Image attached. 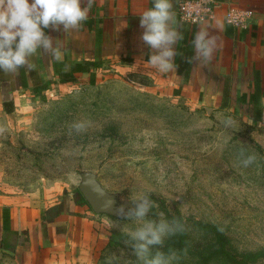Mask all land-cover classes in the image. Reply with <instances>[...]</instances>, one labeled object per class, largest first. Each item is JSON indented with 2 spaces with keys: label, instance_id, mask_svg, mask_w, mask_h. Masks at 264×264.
I'll return each mask as SVG.
<instances>
[{
  "label": "rangeland",
  "instance_id": "rangeland-1",
  "mask_svg": "<svg viewBox=\"0 0 264 264\" xmlns=\"http://www.w3.org/2000/svg\"><path fill=\"white\" fill-rule=\"evenodd\" d=\"M114 64L102 67L96 84L55 82L13 113L0 112L1 199L40 208H62L69 199L85 207L92 225L67 245L59 264H105L111 253L135 259L121 231L135 224L94 212L79 191L83 172L94 173L119 203L144 193L165 201L154 203L157 216L150 219L172 220L171 202H179L185 238L178 233L151 246L153 253L177 250L174 264H235L201 224L221 227L238 260L264 250L262 118L162 95L151 76ZM229 117L233 126L224 123ZM76 123L85 128L77 131ZM242 151L256 161L244 167Z\"/></svg>",
  "mask_w": 264,
  "mask_h": 264
},
{
  "label": "crops",
  "instance_id": "crops-1",
  "mask_svg": "<svg viewBox=\"0 0 264 264\" xmlns=\"http://www.w3.org/2000/svg\"><path fill=\"white\" fill-rule=\"evenodd\" d=\"M183 0H173L174 27L182 39L174 45L176 55L173 72L161 74L147 62L155 50L145 44L141 36L140 14L153 7V0H94L88 19L79 30L63 31L45 28L53 42L60 47L62 60L56 61L43 49L33 57L35 68L21 67L15 75L0 70V112L13 113L20 101L35 95L59 82L61 73L75 62H101L93 67L97 78L107 64L132 69L151 76L154 90L162 95H174L181 89L185 96L205 103L208 110H240L264 121V106L243 102L254 91H264V0H216L212 20L192 25L177 16V7ZM82 7L86 6L83 0ZM231 6L251 10L248 26L242 29L226 22L225 15ZM200 29L218 37L219 47L209 65L191 62L190 77L186 81L178 72V59L186 48L195 56L193 40ZM79 80H89V74H77ZM60 83V82H59ZM229 89L227 107L222 108L223 91ZM33 93V94H32ZM7 108L13 109L7 112ZM256 110L258 115H255ZM254 119V118H253ZM75 200H67L62 208L54 204L46 208L22 206L18 201L4 202L0 197V264H59L67 245L79 237L83 229L90 228L92 216Z\"/></svg>",
  "mask_w": 264,
  "mask_h": 264
},
{
  "label": "clouds",
  "instance_id": "clouds-1",
  "mask_svg": "<svg viewBox=\"0 0 264 264\" xmlns=\"http://www.w3.org/2000/svg\"><path fill=\"white\" fill-rule=\"evenodd\" d=\"M0 0V70L5 74L15 75L21 67L27 70L35 68L33 57L43 49L56 61L62 60L60 47L44 31L45 28L63 31L79 30L88 19L94 0ZM228 22H233L228 17ZM175 18L173 0H153V7L140 14V26L144 29L142 41L155 50L147 62L148 66L161 74L173 72L176 68L174 45L180 41L182 33L174 27ZM195 56L190 62L209 65L219 47L217 36L210 35L206 29H200L193 40ZM264 106V97H261ZM252 124L249 118L246 121ZM226 126H233L235 121L229 117L224 121ZM77 131L85 128L84 123H76ZM3 130V129H0ZM242 164L248 167L256 161L255 155H244L241 152ZM132 206L121 205L114 210L115 215L135 224L134 228L122 226L121 231L128 237L125 241L135 259L124 258L123 253L117 256L111 253L105 257V264H174L179 259L177 250L168 248L153 253L154 245L163 246L168 238L184 231V225L177 218L168 220L160 214L159 219H150L149 212L154 202L147 193L131 199ZM111 203V202H110ZM110 227H119L112 222Z\"/></svg>",
  "mask_w": 264,
  "mask_h": 264
},
{
  "label": "trees",
  "instance_id": "trees-1",
  "mask_svg": "<svg viewBox=\"0 0 264 264\" xmlns=\"http://www.w3.org/2000/svg\"><path fill=\"white\" fill-rule=\"evenodd\" d=\"M191 49L186 48L183 56L181 58L178 59V72L183 75L184 80H188L190 77V70H189V65H190V58H192L191 55ZM100 66H102L101 62H91V61H82V62H75L70 66V69L66 72H63L60 74V78H59V82L62 84H73L75 82L78 81V77L77 74L79 73H85V74H89L90 76V82L92 84H96L97 82V74L96 72H94L92 70L93 67L95 68H99ZM181 89H177L174 94H180ZM229 89L225 88L223 91V101H222V108L227 107V96L229 95ZM264 94L263 92H259V91H254L253 93H251L248 99L246 98H242L243 102H250V103H259V95ZM7 105H9L8 102H4V106L6 107L7 112H12L13 109H10L9 107L7 108ZM255 115H258V111L256 110ZM149 198L155 203V202H159L160 199L154 197V196H149ZM87 204L88 202L85 201ZM161 205H165V201L161 200ZM179 202L173 200L171 202V218H177L181 221V223L184 225L183 223V216L182 213L179 209L178 206ZM149 214L152 217H156L157 216V209L154 207L150 210ZM201 226L207 230L208 232H211L217 241L218 244V248H217V252L220 254L225 255L226 257H228L230 260H232L235 264H249L252 262H256L258 261L260 258H264V250L262 251H258V252H254V253H243L241 254V260H238L230 251V249L228 248L229 246V239L226 236V234L224 233L223 229L217 225H203L201 224ZM186 235V229L184 227V231L180 233L181 239L183 241V239L185 238Z\"/></svg>",
  "mask_w": 264,
  "mask_h": 264
},
{
  "label": "built area",
  "instance_id": "built-area-1",
  "mask_svg": "<svg viewBox=\"0 0 264 264\" xmlns=\"http://www.w3.org/2000/svg\"><path fill=\"white\" fill-rule=\"evenodd\" d=\"M217 1L216 0H183L177 7V16L179 19L188 24L199 25L213 19ZM251 10L241 9L237 6H231L225 15L232 17L233 22H228L238 29L248 26L251 19Z\"/></svg>",
  "mask_w": 264,
  "mask_h": 264
},
{
  "label": "water",
  "instance_id": "water-1",
  "mask_svg": "<svg viewBox=\"0 0 264 264\" xmlns=\"http://www.w3.org/2000/svg\"><path fill=\"white\" fill-rule=\"evenodd\" d=\"M81 175L82 180L79 185V191L94 212L118 217L112 209L118 208L121 205H124L125 208L132 206V201L119 203L117 196L108 192L97 180L94 173L83 172Z\"/></svg>",
  "mask_w": 264,
  "mask_h": 264
}]
</instances>
